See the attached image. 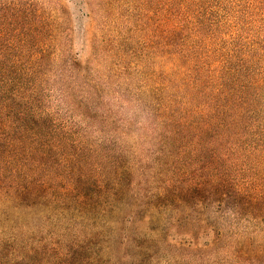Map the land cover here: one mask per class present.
Segmentation results:
<instances>
[{
    "label": "trees",
    "instance_id": "obj_1",
    "mask_svg": "<svg viewBox=\"0 0 264 264\" xmlns=\"http://www.w3.org/2000/svg\"><path fill=\"white\" fill-rule=\"evenodd\" d=\"M80 1L0 0V264H264V0Z\"/></svg>",
    "mask_w": 264,
    "mask_h": 264
},
{
    "label": "rangeland",
    "instance_id": "obj_2",
    "mask_svg": "<svg viewBox=\"0 0 264 264\" xmlns=\"http://www.w3.org/2000/svg\"><path fill=\"white\" fill-rule=\"evenodd\" d=\"M63 1L67 5L71 15L73 50L79 62L86 65L91 58V43L93 35L96 32L94 18L80 0ZM230 2L232 3L231 7L234 6L238 10L247 8L253 11L256 6L260 7L258 0H230Z\"/></svg>",
    "mask_w": 264,
    "mask_h": 264
}]
</instances>
